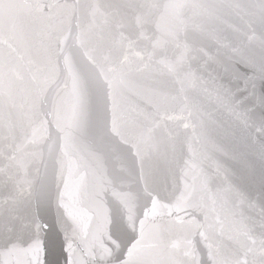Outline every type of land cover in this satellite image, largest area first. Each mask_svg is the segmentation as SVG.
Wrapping results in <instances>:
<instances>
[{"label":"snow or ice","instance_id":"obj_1","mask_svg":"<svg viewBox=\"0 0 264 264\" xmlns=\"http://www.w3.org/2000/svg\"><path fill=\"white\" fill-rule=\"evenodd\" d=\"M0 264H264V0H0Z\"/></svg>","mask_w":264,"mask_h":264}]
</instances>
